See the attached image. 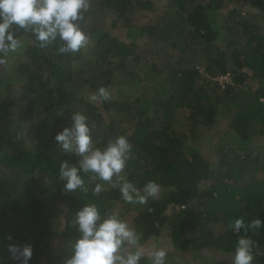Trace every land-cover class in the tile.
Wrapping results in <instances>:
<instances>
[{
    "label": "trees",
    "instance_id": "trees-1",
    "mask_svg": "<svg viewBox=\"0 0 264 264\" xmlns=\"http://www.w3.org/2000/svg\"><path fill=\"white\" fill-rule=\"evenodd\" d=\"M163 1L89 0L78 21L89 43L75 53H58L57 42L40 48L15 30L22 47L0 64L8 73H0V264H17L10 242L31 245L29 264H63L85 203L126 220L145 249L162 236L179 256L207 264H231L242 234L227 228L231 219L264 222V0ZM221 5L230 9L222 22ZM100 86L110 98L90 102ZM73 112L88 118L96 147L127 137L122 175L137 188L155 181L157 198L126 203L88 174L87 192L64 191L59 163L78 157L54 136ZM205 132L209 156L200 149ZM247 235L252 264H264V223Z\"/></svg>",
    "mask_w": 264,
    "mask_h": 264
},
{
    "label": "clouds",
    "instance_id": "clouds-1",
    "mask_svg": "<svg viewBox=\"0 0 264 264\" xmlns=\"http://www.w3.org/2000/svg\"><path fill=\"white\" fill-rule=\"evenodd\" d=\"M88 9L89 0H0V64L7 62L9 53L22 47L15 36L18 29L30 32L40 48L57 42L60 54L84 49L89 36L78 21L83 19ZM110 95L107 88L100 86L88 99L90 102L98 99L107 101ZM54 140L65 155L78 157L75 163L68 159L59 163V179L63 182L64 191L87 192L82 174H88L91 180L117 188L126 203L145 205L150 198H157L160 186L155 181L149 180L142 188H137L122 175L131 152L126 136H116L102 148L96 147L88 118L80 112H73L70 123L55 134ZM103 187V183H95L92 191L99 194ZM262 223L259 218L246 223L240 217L228 222L227 228L233 234L242 233L237 236L231 264H252L255 241L247 233L260 229ZM73 224L78 236L70 243L71 254L63 264H140L142 259L148 264H165L167 252L163 248L156 244L143 248L140 234L126 220L116 213L101 214L94 203L82 204L75 212ZM6 248L17 264H29L31 245L9 243Z\"/></svg>",
    "mask_w": 264,
    "mask_h": 264
},
{
    "label": "rangeland",
    "instance_id": "rangeland-1",
    "mask_svg": "<svg viewBox=\"0 0 264 264\" xmlns=\"http://www.w3.org/2000/svg\"><path fill=\"white\" fill-rule=\"evenodd\" d=\"M207 1V0H206ZM248 1V0H247ZM251 1V0H250ZM259 1V0H258ZM224 2V1H223ZM253 2V1H252ZM164 4H165V1H163V0H158V7H161V6H164ZM230 9H229V6H223V5H221L220 7H218V10L216 11L217 13H220L222 16L219 18L220 20H221V22L222 21H225V20H227V17H228V13L230 12L229 11ZM219 17V16H218ZM115 33H117L118 34V36L119 37H125V35H124V33H122V32H120V31H115ZM0 73H4V76H6V75H8V73L6 72V71H4L3 69H2V67H0ZM10 79L13 81L14 80V78L13 77H10ZM219 79H220V83H223V82H227V83H230L231 82V77H228V76H220L219 77ZM244 84L246 85L247 84V82H244ZM248 85H249V82H248ZM7 88H9V86L8 85H6L5 87H4V90L6 91L7 90ZM137 92H131L130 93V95H132V94H136ZM96 103H98V102H100V101H95ZM98 104H100V103H98ZM23 106V104L22 105H20L19 106V108H21ZM104 114V113H103ZM221 122H223V120H221ZM220 122V123H221ZM219 123V124H220ZM223 124V123H222ZM117 126H120V124L118 123L117 124ZM27 130V129H26ZM24 131V137L26 138V141L27 142H29L30 143V141H31V138H30V136H29V132H28V130L27 131ZM208 135H209V133L208 132H205V136H206V138L203 136V134L200 136V149H201V151L203 152L202 154H204V155H207V156H209L208 154H210V150H209V140H208ZM47 202H48V204L49 203H53V200L52 199H50V198H48L47 199ZM56 215H58V216H60L61 214H59V213H56ZM14 227L16 228V226L14 225ZM16 231V230H15ZM23 233V232H22ZM52 240V239H51ZM50 240V241H51ZM11 243V242H10ZM153 244H156L158 247H161V248H163L166 252H167V256H166V258H165V264H168L169 262L170 263H178V264H184V262L185 261H188V263H193V264H207L205 261H203V258H201V257H198V258H195V257H188V258H183V257H181V256H179L178 254H176V252H174L173 251V249H172V247H171V245L169 244V241H168V239H165V238H163L162 236H160L159 238H156V239H154L152 242H151V244L149 245H146V247L147 248H149L150 246H152ZM146 248V249H147ZM0 254H1V250H0ZM204 256H207V254H205ZM1 259H3L2 257H0ZM201 258V259H200ZM195 259H197V260H195ZM141 262V261H140Z\"/></svg>",
    "mask_w": 264,
    "mask_h": 264
},
{
    "label": "built area",
    "instance_id": "built-area-1",
    "mask_svg": "<svg viewBox=\"0 0 264 264\" xmlns=\"http://www.w3.org/2000/svg\"><path fill=\"white\" fill-rule=\"evenodd\" d=\"M220 80V79H219Z\"/></svg>",
    "mask_w": 264,
    "mask_h": 264
}]
</instances>
